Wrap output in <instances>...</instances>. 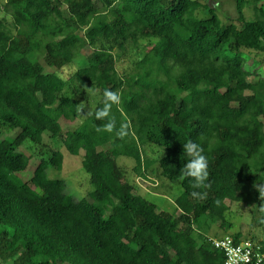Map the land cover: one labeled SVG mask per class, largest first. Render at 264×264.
<instances>
[{
	"label": "trees",
	"instance_id": "1",
	"mask_svg": "<svg viewBox=\"0 0 264 264\" xmlns=\"http://www.w3.org/2000/svg\"><path fill=\"white\" fill-rule=\"evenodd\" d=\"M219 1L0 5V131L16 132L0 137L1 263L225 264L206 230L229 228L227 202L264 222V75L246 67L250 58L264 65V0H229L235 19L226 21L210 6ZM90 88L99 98L88 112ZM105 89L121 96L112 113L116 129L127 126L123 139L97 131ZM187 142L208 157L210 187L195 199L186 178L177 212L158 211L118 161L146 178L157 163L179 180ZM147 144L164 155L145 158ZM63 148L83 154L86 196L49 176L62 171ZM226 237L255 242L216 239Z\"/></svg>",
	"mask_w": 264,
	"mask_h": 264
},
{
	"label": "rangeland",
	"instance_id": "2",
	"mask_svg": "<svg viewBox=\"0 0 264 264\" xmlns=\"http://www.w3.org/2000/svg\"><path fill=\"white\" fill-rule=\"evenodd\" d=\"M7 0H0V5H5ZM210 6L217 10L220 16L226 21L228 19H235L234 5L229 0H221L219 2H211ZM247 19H251V13L249 9H246ZM11 23V20H9ZM119 52L115 51V54ZM126 55L122 61H128L129 56H132L130 52ZM264 57V56H263ZM247 70L252 73H258L264 75V65L250 58L246 64ZM72 69L62 74L64 77L72 73ZM85 91V90H84ZM84 95L87 99H82L83 105H86V111L90 112L91 107L95 106V102L99 98L98 92L93 89H87ZM85 96V98H86ZM16 132H11L6 129H1L0 137L13 136ZM106 146L105 149H108ZM143 153L145 158H149L150 161H157L164 155V151L161 148L147 144L143 147ZM64 154V167L61 172L51 168L49 170V176L51 178H60L64 180L68 189L82 192L86 196L88 192L89 184L88 177L85 175L82 169L83 154L79 156H72L63 148ZM33 160L30 165L37 161L35 151L32 149ZM120 165L125 168L128 176L133 183L136 184V193L143 195L152 203H155L158 207V211H167L172 214L176 213L175 202L177 198L183 193L180 180L168 181L161 176L160 169L157 163L150 166L147 172V178L145 176L138 177L134 172L135 163L127 158H121L118 161ZM229 211L226 214V222L229 224V228L223 227L221 222L209 223V228L206 230V234L209 238L216 239L225 236H234L240 233L242 239H252L260 245H264V222L261 220V216L258 212L253 211L252 208L243 204L227 202ZM0 264H3L0 262Z\"/></svg>",
	"mask_w": 264,
	"mask_h": 264
},
{
	"label": "clouds",
	"instance_id": "3",
	"mask_svg": "<svg viewBox=\"0 0 264 264\" xmlns=\"http://www.w3.org/2000/svg\"><path fill=\"white\" fill-rule=\"evenodd\" d=\"M103 107L95 112L96 120L104 121L102 127H98L97 131H107L109 133L116 130V135L123 139L128 135L126 125L121 124L116 129V117L112 113L113 106H119L121 96L117 91L105 89L103 93ZM184 154L189 158L187 163L182 167L179 180L189 179L190 187L193 189L191 196L195 199H204L205 193L202 191L205 187H210L209 177V160L203 153V149L195 142H187L183 145ZM261 198H264V187L258 189ZM243 259L247 261V256Z\"/></svg>",
	"mask_w": 264,
	"mask_h": 264
},
{
	"label": "built area",
	"instance_id": "4",
	"mask_svg": "<svg viewBox=\"0 0 264 264\" xmlns=\"http://www.w3.org/2000/svg\"><path fill=\"white\" fill-rule=\"evenodd\" d=\"M212 244L223 252L225 264H264V252L258 243L247 240L236 244L231 237H226L213 239ZM244 256H247V261Z\"/></svg>",
	"mask_w": 264,
	"mask_h": 264
}]
</instances>
